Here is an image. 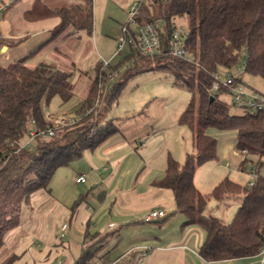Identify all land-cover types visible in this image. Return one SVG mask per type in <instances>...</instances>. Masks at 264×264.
<instances>
[{
  "label": "trees",
  "instance_id": "1",
  "mask_svg": "<svg viewBox=\"0 0 264 264\" xmlns=\"http://www.w3.org/2000/svg\"><path fill=\"white\" fill-rule=\"evenodd\" d=\"M54 1L34 0L25 14L28 21L59 19L48 40L9 66H0V251L7 234L19 227L24 205L40 190L50 193L49 184L58 170L119 133V125L109 115L129 81L144 73L159 72L169 75L174 86L191 94L178 124L191 132L194 151L183 163L169 156L164 177L154 181L153 186L172 191L176 213L186 218L184 226L203 230L199 255L205 261L257 256L264 244V115L244 110L242 114H232L229 104L220 99L228 95L227 91L213 92L212 84L217 75L237 72L240 67L243 73L264 80V0H142L136 24L144 26L158 19L164 22L160 52L144 55L131 48L107 70L98 64L88 97L77 109L82 117L76 125L58 129L47 141L34 142L32 150L22 149L31 129L46 131L50 127L44 119V109L51 100L58 97L65 104L75 92L71 71L49 63L32 67L28 60L70 31L93 35L94 0L61 6H54ZM177 19L187 23L183 32L184 58L168 50L172 30L181 29ZM110 72L118 73L120 79L105 86ZM98 98H103L100 108L95 106ZM85 107L94 109L85 114ZM210 130L235 131L238 151L257 158V179L252 187L225 178L208 195L196 188V169L217 156L218 142ZM247 156L240 165L244 169L249 163ZM211 199L219 204L238 200L230 223L205 214ZM84 200L80 197L74 202L73 212ZM107 236L86 233L84 242L98 237L104 241ZM100 244L97 241L85 248L74 264H95ZM103 259L105 264H131ZM18 260L19 256L12 255L1 264H15Z\"/></svg>",
  "mask_w": 264,
  "mask_h": 264
},
{
  "label": "rangeland",
  "instance_id": "2",
  "mask_svg": "<svg viewBox=\"0 0 264 264\" xmlns=\"http://www.w3.org/2000/svg\"><path fill=\"white\" fill-rule=\"evenodd\" d=\"M137 1L141 0H94L92 37L88 36L85 32L75 34H70V32H68L59 38L58 44H63L65 50L59 53L57 61L48 56L46 62L58 66L62 70H68L73 73L72 83L75 87V92L74 97L65 104L60 102L61 100L58 97L52 99L48 108L51 113L72 109L82 104L87 86L94 77L96 66L106 62H109L110 65H116L122 57L128 53V50L124 49L123 55H117L116 38L121 27L129 22L131 7ZM71 2L70 0H56L53 3L54 6H61ZM176 24L183 31L187 30L185 19H177ZM66 59L68 61H64ZM37 60H41V57H37ZM241 73L242 80L247 86L264 94V80L261 77L252 76L243 72ZM119 79L120 77L115 80L117 81ZM90 84L91 87L92 82ZM154 94L156 96V102L152 105L146 104L147 101H154V99L149 100ZM220 99L229 104L232 114L243 113L239 107L232 104V99L229 95H221ZM136 100H139L141 104H145L143 109L135 113L134 116L129 113L125 114L124 112L126 110L138 106L137 103H134ZM190 100V92L186 89L174 86L172 78L169 75L159 72L144 73L129 81L121 98L114 104L109 117L114 119V122L119 125L124 133H127L128 129L135 125V123L145 122L147 126L144 125V129L148 128V126L151 128H149V133H145V137H140V141H137V143L134 142L136 146H138V149H142V155H148L152 157V160L158 162L164 155H168L169 149L174 156L171 155L178 162L183 163L187 154L193 153L194 148L191 142V132L186 127L180 126L178 120ZM87 109L88 107H85L84 110ZM72 111L74 112L76 110ZM83 127L84 126H81L80 128ZM209 134L218 142L217 156L216 159L206 162L197 169L195 180L199 190H201L203 194L208 195L225 178H229L235 183L246 186L251 178V167L255 166V163L253 162L252 165H249L247 173L238 171L239 164L242 160L239 154L240 152L237 149L235 131L210 130ZM32 146L35 147V143H33ZM171 155H168V157ZM251 158L257 161L256 157ZM88 168L89 166L86 159L82 158L74 162L71 166L58 170L49 184V188L52 190L48 194L49 196L52 195L50 199L56 198L58 202L68 208L69 217L66 219V217H62V214L53 212L55 207L51 205V202L49 204L41 202V210L36 213L37 219L35 223V230L41 232V236H35V239H29L32 236L28 233L27 229L30 230L33 228L30 224L27 225L23 234L16 239V242L20 238L19 241L27 240V243L26 249L16 254L19 256V260L15 264H31V262H35L38 258L43 257L46 260L48 255L55 256L58 258V261H64L63 264L72 263L68 251L64 252V250H60L58 246H53L54 243H57L55 232H59L64 223L69 224L72 213L78 210L81 211L79 212L80 214L76 215V213L74 215L71 220V233H69L61 243L67 245L71 242V247L76 246L77 249L81 247V238L86 229L87 215L89 213L86 207L89 205L91 210L92 208L98 210V204L100 203L98 199L100 192L91 191L92 177L89 176L88 171H90V168L89 170ZM80 172L88 174L87 183L79 185L77 189H75L74 182ZM261 173L264 175V168ZM70 189L74 191H70ZM152 189L158 191L157 188ZM165 191L170 198L169 200L167 197L161 199L150 197L140 206H143L146 210L148 209L149 211H147V213L149 214L152 211V207L164 202L163 211L166 213L168 211V215L173 214L172 217H169V221L162 224L148 223L146 222L147 214L144 217V222L136 223L134 229L131 226L123 230L121 234V238H123L122 242L119 241L118 236L113 237L109 235L104 241H101V238L98 237L95 239V242L98 241L101 243V246L97 253L95 264H105L104 260H100L105 257L110 262L121 258L124 254H127L128 248L135 244V238L145 239L149 236L161 235L159 231L161 227H165L166 231L175 233L174 231L181 226V219L183 220L185 217L176 213V206L172 200L171 195L173 194L171 191ZM86 195H88L87 201L81 203L73 212L72 207L74 202ZM238 205L239 202L236 199L227 200L221 204L211 199L205 214L208 217L220 218L225 223H230L235 216ZM27 209L28 206L24 205V214L21 219H26ZM119 213L122 212L119 211ZM64 220H66V222H64ZM44 222L45 224L42 226L41 224ZM91 222L93 225L95 224V222ZM98 226L100 227V225ZM51 230L52 233L50 236L49 231ZM90 230L92 235L97 233L95 229L92 230V227L89 228V231ZM98 233L103 234L100 230ZM50 244L51 248H49ZM163 244L159 245L158 249L157 247H153L154 245H152V247L148 245L143 247L144 249H140L142 250L138 253L140 260L139 258L135 259L133 261L134 264H172V258L177 252L176 250L173 251V249L168 250L169 252H166V249L164 251L166 247H162ZM131 248L129 250H133L136 247ZM39 251L43 253L39 254Z\"/></svg>",
  "mask_w": 264,
  "mask_h": 264
},
{
  "label": "crops",
  "instance_id": "3",
  "mask_svg": "<svg viewBox=\"0 0 264 264\" xmlns=\"http://www.w3.org/2000/svg\"><path fill=\"white\" fill-rule=\"evenodd\" d=\"M71 1L72 0H70V2ZM77 1L79 0H73L71 3H77ZM33 2L34 0H0V66L7 67L14 61L28 55L30 52L40 47L45 41L48 40L51 31L58 25V18L40 21H28L25 18V14L32 8ZM70 34L75 33L73 31H70ZM58 40L47 44L45 47L39 50L35 56L31 57L28 60V65L34 67L39 63H47L46 59L48 56H50L53 60L56 59L55 61H57L59 53L65 50L63 44H58ZM37 57H41V60H37ZM64 61L68 60L66 59ZM93 79L94 77L91 79L90 83ZM90 83L87 86L83 103L88 97V91L90 90L91 85ZM155 97V94L152 95L149 100L154 99V101H147L146 104H154L156 102ZM83 103L72 109L60 110V112H69L72 110H76L75 112H77V109H79L83 105ZM134 103H137L138 106L130 108V110H126L124 112L125 114L129 113L130 115L134 116L135 113L141 111V109H143V106L145 105L143 103L141 104L139 100H136ZM48 108L49 105L46 106V110L51 113ZM57 113L53 112L51 114ZM144 125H146L145 122L135 123V125L128 129L127 133H124L120 128L118 134L110 137L96 150L85 152L83 158L86 159L88 163V166L90 168V171H88V173L89 176L92 177L91 191L100 192V195L98 197L100 203L98 204V210H95L94 208H92L91 210L89 205L88 207H86V210L89 213L87 215L86 229L84 230L83 237L81 238V247L79 249H77L76 246L71 247V242H69L67 245L61 243L63 242V240H65L68 234L71 233V220L73 219L74 215L76 213V215L80 214L79 212L81 211L78 210L72 213L69 219L70 222L68 224V231L62 241L58 238L61 229L59 230V232H55L57 243H54L53 246H58V248H60V250H64V252L68 251L69 257L72 262L71 264H74L79 259L82 251L85 248L89 247L92 243L95 242V240H93L92 242H84L86 233L92 235L91 230L89 231L90 227H92V230L95 229L97 233L99 230L102 231L103 234L98 233L100 236H118L119 241L122 242L123 238H121V234L125 228H130L132 226V228L134 229L136 223L144 222V217L148 214L147 211L149 210H146V208L140 206L143 205V202H145L150 197H157V199L167 197L168 200L170 199L165 190H171L157 188L153 186V182L164 177L167 164L166 158L172 153L168 149V155H164L158 162L152 160V157H149L148 155H142V149H138V146H136L135 143H137V141H140V137H145V133H149L150 127L148 126V128L144 129ZM191 142L193 147L192 137ZM243 159L244 157L241 156L242 161ZM247 159L249 160V163L246 165L245 169L240 167V163L238 171L247 173V168L249 167V165H252L253 162H256L255 159L253 160L250 156H247ZM199 167L197 169H199ZM81 176L85 177L84 183L77 182V179ZM195 177V186L199 190L196 184ZM87 179L88 174L80 172L74 182L75 189H77V186L79 185L86 184ZM152 188H157L158 191H154ZM70 191L74 190L70 189ZM199 191L203 193L201 190ZM51 196H49L46 190H40L31 197L29 203L26 204L28 206L26 219H20L19 227L10 231L5 238V245L0 251V264L4 262L9 256L16 255L17 253L22 252L24 249H26L25 247L27 240L19 241V238L16 242V239L23 234L24 230H26L27 225L30 224L33 228H29L30 230L27 229L28 233H30V235L32 236L29 239H35V236H41V232L35 230V223L37 219L36 213L40 212L41 210V202H46L48 204L51 202V205H54L55 207L53 212L60 213L62 214V217H66V219H68V208L58 202V199H50ZM87 197L88 195L84 196V201H87ZM171 197L174 201L173 195H171ZM163 205H165L164 202L157 204L155 207H152V211H163ZM118 210L122 213H119ZM167 213L169 212L167 211ZM167 213L165 217H162L150 223L162 224L168 222V217L170 216V214L168 215ZM23 214L24 212L22 210V215ZM91 221L95 222V224L93 225ZM181 221V226H179V228L174 231L175 233L166 231L165 227H161V229H159L161 235H153L146 237L145 239L135 238V244L131 247L136 248L133 250H129L131 248L129 247V251L127 250L126 252L127 254H124L121 258L111 262L123 263L125 261L134 264L133 261L139 258V251H142L140 249H144L143 247L148 245H150L151 247L152 245H154L153 247H157L158 249V246L164 243L162 246L166 247L164 248V251L166 249V252H169L168 250L173 249V251L176 250L177 252L176 255H174L172 258V264H262L259 256L220 262L205 261L199 255L200 246L204 241L203 230L196 226H184L186 218H184L183 220L181 219ZM64 222H66V220H64ZM111 223H113L115 227L112 230H107L108 225ZM44 224L45 222L41 225L43 226ZM98 225H100V227ZM49 232L51 236L52 230ZM50 246L51 244L49 245V248H51ZM42 253V251H39V254ZM100 260L103 261L104 259L101 258ZM59 262L61 261H58V258H56L55 256L48 255L46 260L44 259V257L38 258L35 262H31V264H58ZM63 262L64 261H62L61 264H63Z\"/></svg>",
  "mask_w": 264,
  "mask_h": 264
},
{
  "label": "built area",
  "instance_id": "4",
  "mask_svg": "<svg viewBox=\"0 0 264 264\" xmlns=\"http://www.w3.org/2000/svg\"><path fill=\"white\" fill-rule=\"evenodd\" d=\"M142 1V0H141ZM141 1H137L133 4L130 10V19L127 25L121 27L117 36V55H122L124 49H137L144 55H154L159 53L162 47L161 35L165 33L164 22L160 19L154 22L148 23L144 26H138L136 24V15L138 13ZM183 30L176 28L172 30L169 42L168 50L170 53L179 58L186 57L185 40L183 36ZM103 69L107 70L111 65L109 62L102 63ZM243 67L237 72L233 73H221L216 76V80L212 84V91L217 92L221 89H225L228 95L232 99V104L239 107L251 115L263 114L264 115V94L249 88L241 80V72ZM118 78V73L110 72L105 78V86L113 82ZM102 99L98 98L95 106H101ZM92 108L85 110V114H90ZM81 115L77 112H61L57 114H51L44 109V119L50 124V127L46 131H41L37 128L31 129L29 137L21 144L22 149L32 150V144L36 141H47L55 136L58 129L67 128L76 125L81 119ZM241 156H247L246 151L239 153ZM237 155V154H236ZM256 166H252L250 170V181L247 183V187H252L257 179ZM78 183H84L85 177L81 176L77 179ZM166 216V212L161 210L151 211L147 217L146 222L150 223ZM68 223H64L61 226L59 240H63L68 231ZM115 227L113 223L109 224L107 230H112ZM261 259V263L264 264V244L257 255ZM58 264H61L59 262Z\"/></svg>",
  "mask_w": 264,
  "mask_h": 264
},
{
  "label": "water",
  "instance_id": "5",
  "mask_svg": "<svg viewBox=\"0 0 264 264\" xmlns=\"http://www.w3.org/2000/svg\"><path fill=\"white\" fill-rule=\"evenodd\" d=\"M212 100H213V98H212Z\"/></svg>",
  "mask_w": 264,
  "mask_h": 264
}]
</instances>
